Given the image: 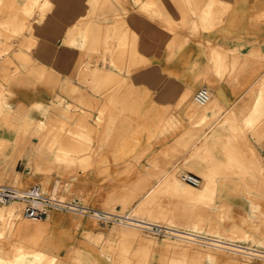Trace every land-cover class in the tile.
<instances>
[{"label": "rangeland", "instance_id": "rangeland-1", "mask_svg": "<svg viewBox=\"0 0 264 264\" xmlns=\"http://www.w3.org/2000/svg\"><path fill=\"white\" fill-rule=\"evenodd\" d=\"M189 74L217 98L209 112L181 109ZM0 156V185L57 182L76 210L52 214L82 219L24 238L0 220V264L16 245L40 264H264L236 248L264 252V0H0ZM171 173L208 193L182 201Z\"/></svg>", "mask_w": 264, "mask_h": 264}, {"label": "bare ground", "instance_id": "bare-ground-1", "mask_svg": "<svg viewBox=\"0 0 264 264\" xmlns=\"http://www.w3.org/2000/svg\"><path fill=\"white\" fill-rule=\"evenodd\" d=\"M220 29L222 31H225V28L223 29V27L222 28L220 27ZM86 30H87V27L80 28V30L78 32V35H80L79 36L80 38L77 37L76 39L73 40V42H72L73 46L84 47ZM224 37L227 40L233 38L232 35L229 33L228 34L225 33ZM232 47H235L234 43L232 44ZM104 66H105V64L103 62L102 68ZM81 70H82V65H79L76 68V70L74 71L72 77H65L66 82H64V86H62V87H68L70 89L71 94L80 93V89L76 86L74 79L76 80L79 77ZM185 80L187 81V84H186L185 88L182 90L181 95H180V99L182 101V104L180 106L181 109L184 111H192V112H199V111H202L204 113L209 112L211 110V107H212L211 106L213 103L212 101H214V99H217V98L214 97V94L209 89L202 88V82L203 81L197 80L194 77V75H192V77L190 78V74H189L185 78ZM218 86H219V84H218ZM156 92H158V91H156ZM4 160L5 159H2L0 156V166L7 168L8 163H7V161H4ZM174 174H172V173L168 174V177L166 180V186L171 193L177 194L182 201H184V202H190V201L196 202V201L204 198L206 196V194L208 193L209 187H208L207 183L201 185L199 183V181L196 179L197 184L194 186H199V187L194 188V186H191V185L183 182L184 180L187 182V179H190V177L191 178H194V177L189 176L188 174H185L181 177L178 175L176 176ZM55 183H56L55 185L53 184L54 187H52L53 188L52 191L50 190L51 191L49 194L50 197L49 196L48 197L51 200L58 201L56 198H57V191L59 189V185L57 182H55ZM48 186H49V184H48ZM48 186H46V188ZM18 190H21V189H18ZM45 191H46V189H45ZM140 202H142V201H140ZM19 203L22 205L21 202H19ZM66 204L70 205L69 203H66ZM73 207H76V206H73ZM80 208L83 209V207H80ZM72 210H76V209L72 208ZM51 211H54V210H49L46 213L44 220L41 219L39 221H32V220L26 219L23 216V214H21V209L19 206L18 207L13 206V205L0 206V220L5 219V224H7L9 226V230L13 233V235L14 234L18 235L21 238H24L25 236L26 237L37 236L48 225H55V224L56 225H68L71 222L77 223V222L82 221L81 217L75 213H71L68 216H57L55 214H52L53 212H51ZM150 215L153 216L154 218H157V220L164 218L163 214H161V212H159V211L151 213ZM127 219H129L133 222H121V223H125L127 226L144 228V229H148L151 231H154L151 228V226L161 227V228H164L166 230H169L172 233L167 232L166 234L182 238L183 240L180 241V243L186 247L193 248L194 244H192L190 241H195V240L192 237H186V236H183L182 234H185L188 236L199 237L197 235H194L192 233H188V232L181 230V229L174 228L172 226H164L163 227V226H159V225H154L155 224L154 221H152L154 223L153 224L150 221H142L140 219H136V218H132V217H129ZM202 238H204V237H202ZM208 240H210V239H208ZM215 241H217V240H215ZM217 242H220V241H217ZM217 242H216V244H217ZM221 242H223V241H221ZM223 244H225V242ZM209 245L216 247V248L222 247V246L221 247L217 246L215 244H209ZM45 246L51 247V245L47 244V243ZM234 246H236V245H234ZM250 246L252 247L253 245H250ZM238 247L246 249V250H248V252L252 251V253L247 254L250 256H256L254 252L264 253L262 251H259V250H256V249L250 248V247L246 248L243 246H237L236 248H238ZM238 251H240V250H238ZM242 253H244V252H242ZM43 255H44L43 252L39 248H35L34 245L33 246L16 245L15 254H14V258H15L14 262H15V264H40V259L43 257ZM250 264H255V263L250 262Z\"/></svg>", "mask_w": 264, "mask_h": 264}, {"label": "built area", "instance_id": "built-area-1", "mask_svg": "<svg viewBox=\"0 0 264 264\" xmlns=\"http://www.w3.org/2000/svg\"><path fill=\"white\" fill-rule=\"evenodd\" d=\"M197 178L187 179L191 185H196ZM21 202L24 205L23 216L32 221H39L46 216L49 210L67 212L73 208L56 200H51L39 188L32 187L27 190H18L11 186L0 185V203Z\"/></svg>", "mask_w": 264, "mask_h": 264}]
</instances>
